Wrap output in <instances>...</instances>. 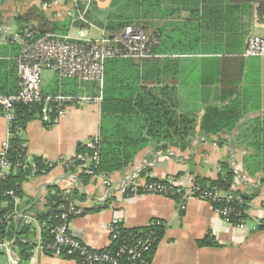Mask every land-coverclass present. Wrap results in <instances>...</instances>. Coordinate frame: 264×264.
<instances>
[{
	"label": "crops",
	"instance_id": "0c3cea01",
	"mask_svg": "<svg viewBox=\"0 0 264 264\" xmlns=\"http://www.w3.org/2000/svg\"><path fill=\"white\" fill-rule=\"evenodd\" d=\"M111 1L0 0L3 85L9 87L18 79L14 66L18 47L2 45L4 36L31 33L35 37L39 32L75 35L80 30L89 35L91 28L99 36L101 32L112 35L121 30L116 27L122 21ZM161 11L167 12V16L160 18ZM96 14L97 18L93 16ZM104 15L107 19L102 22ZM150 22V30L143 27L147 36L157 38L166 31L169 47L176 51L173 55L145 59L151 60L153 67L149 70L155 71L151 78H160L171 89L173 111L198 124L208 107L231 109L241 116L237 128L209 138L196 132L188 134L190 147L185 150H162L151 144L138 151L123 171L108 175L111 187L106 188L96 179L81 178L67 165L78 146L84 149L89 139L99 136L104 79L100 86L62 79L49 71L55 80L48 87H41L44 96H85L98 101L67 106L63 115L48 127L40 118H33L20 132L26 157L41 160L48 169L20 185L17 208L8 217L15 228L20 222L28 225L25 216L31 218L33 248L25 264H79L76 258L46 253L41 246L47 226L29 214L50 210V214L60 215L68 209L64 211L67 202L68 207L83 211L69 218L71 236L95 250L110 247L108 228L113 221L124 230H140L149 221L157 220L163 232L149 255L150 264H264V180H260L264 173L248 176L243 171L244 158L252 154L243 144L244 139L251 138L253 128L264 126V58L241 56L250 36L264 38V12L253 2L159 0ZM189 44L197 45V52H177ZM131 60L138 64L143 61ZM158 61L165 62V74L157 71ZM6 132L7 123L0 115V145ZM220 164H228L232 169L233 192L248 198L243 228L225 223L206 201L188 198L181 210L173 199L129 193L120 188L121 182L131 176H136L130 181L134 185L145 184L148 179L174 178L178 185L187 187L196 177L215 180L221 172ZM64 191L68 192L66 196L62 195ZM57 194L64 202L56 207L51 197ZM21 210L28 211L17 222L15 217ZM203 241L207 245H201ZM0 259H4L2 264H19L14 240L0 238Z\"/></svg>",
	"mask_w": 264,
	"mask_h": 264
},
{
	"label": "trees",
	"instance_id": "16d2710c",
	"mask_svg": "<svg viewBox=\"0 0 264 264\" xmlns=\"http://www.w3.org/2000/svg\"><path fill=\"white\" fill-rule=\"evenodd\" d=\"M233 1L238 3H256L259 11L264 12V0ZM111 6L117 7L120 14L118 17L122 21L121 24L117 25L116 29H122L129 25L144 27L142 26L144 23L140 18H149V14L151 15L152 11L158 8L159 0H112ZM165 16H167V12L161 11L160 18H164ZM189 30L190 32L192 31L191 29ZM39 34L42 35L44 33L39 32ZM40 35H35V38H38ZM190 36L189 34V39ZM195 37L197 38V36H194V39ZM175 52L173 48L169 47L166 31L165 33H160L157 36V45L153 49L152 54L169 56L175 54ZM177 52L181 54H193L197 52V45L191 46L189 44L186 49L178 50ZM152 67L151 60H143L138 64L131 59H112L105 63L104 88L101 103L102 123L99 132L101 153L98 171L100 173L110 175L114 172L123 171L138 151L151 144L156 147L160 146L162 150L167 149V147L185 150L190 147V142L187 141L188 134L193 135L196 132L202 138H209L224 133H231L237 128L241 116L231 109L208 107L198 124H195V121L189 120L187 117L177 115L172 109L174 108V102L172 100L171 89L160 78H151V75L155 72L154 70H149ZM157 69L160 74H165L167 70L165 62L158 61ZM18 84L19 80L16 79L9 87H5L0 75V93L4 92V95L14 94L18 90ZM41 110L42 104L15 106L14 111L17 118L14 126L16 129L22 132L28 121L33 118H40L41 120ZM50 125L45 124L47 127ZM19 136L20 134L10 144V158L13 162L18 163L19 167L14 168L11 174L4 177L1 182L0 238H5L7 241L14 240V245L18 249L19 264H25L33 248V245L30 243L32 236L30 229L33 227L32 224L25 225L23 222H20L17 228H15V224L8 221L11 212L17 207L5 193L13 190L16 197L19 196L20 185L23 182L32 176L39 175L42 169L45 171L48 169H46L47 167L44 166L41 160L37 158L28 159L26 157L25 152L19 149L21 145ZM163 141L165 143H161ZM243 144L246 148L252 150V154L243 160L244 173L248 176L264 173V126L259 129L253 128L251 138L248 139L246 137ZM81 150L83 148L78 146L76 152ZM30 162L35 164L36 172H32ZM220 170V175L215 180L196 177L194 183L205 191L217 189L224 193H231L234 198L238 196L241 200L240 203L235 199L229 203V206L235 210V214L239 215L235 216L231 214L229 216L230 224L237 226L241 220L244 221L246 218L245 204L248 198L240 192L235 193L231 190L233 172L230 166L228 164H220ZM80 177L90 179L88 177ZM260 180L264 179L261 178ZM155 181L158 180L148 179L146 183ZM58 194L51 197V201L56 204V207L64 202ZM137 194H140L139 191ZM170 199L179 200V197H172ZM223 205L225 204H212V208ZM29 214H32L36 221L47 226L42 234V240L44 242L43 245L50 244L52 237L49 234V228L58 222L57 216L59 214L53 213L48 216L41 213ZM140 230H125L124 236ZM162 232L163 228L161 225L160 236ZM117 245L118 243L112 249H115ZM201 245L207 244L203 241Z\"/></svg>",
	"mask_w": 264,
	"mask_h": 264
},
{
	"label": "built area",
	"instance_id": "2783aa9c",
	"mask_svg": "<svg viewBox=\"0 0 264 264\" xmlns=\"http://www.w3.org/2000/svg\"><path fill=\"white\" fill-rule=\"evenodd\" d=\"M84 22V21H83ZM86 23V22H85ZM1 44L17 46L18 54L14 64L19 80L18 90L14 94H0V115L7 123L5 139L0 145V192L1 182L9 176L19 164L10 158L11 142L20 134L14 123L16 121L15 106H28L42 104L41 122L50 125L56 122L71 104H88L98 101L89 97L70 96H44L41 92V74L43 71H52L62 79H76L83 83L103 84L104 66L112 59L145 60L154 57L153 49L157 45L156 37H148L144 28L136 25L123 27L118 33L108 35L101 32L97 39L88 38L85 31H77L75 35L44 34L35 38L31 33L6 35ZM243 58H264V38L250 36L241 55ZM19 149L25 152V145L21 143ZM101 142L99 136L88 140L85 148L76 152L67 161V165L74 168L79 175L96 179L106 188L111 187L108 175L98 171L100 165ZM50 164L49 167H52ZM32 172H36L35 164L30 162ZM42 169L40 174H44ZM136 176L125 178L120 188L129 193L143 195H159L167 198L179 197L178 206L184 209V201L196 198L212 204H225L213 208L215 213L230 224V215L235 210L229 206L234 199L240 203L238 196L224 193L217 189L205 191L199 185L191 183L187 187L180 186L175 179L164 178L155 182L134 185L130 183ZM233 190V188H231ZM68 192H63L66 196ZM15 204L16 195L13 190L5 193ZM82 209L68 207L58 217V222L49 228L52 237L50 244L41 248L51 255L59 258H76L80 264H150L149 255L160 239L161 223L151 220L140 231L131 232L124 236L125 230L113 221L109 228L110 247L105 250H95L75 239L70 233L69 218L79 216ZM17 214H12L15 216ZM25 223L29 224L31 218L25 216ZM244 227V221L237 225ZM118 243L115 249L112 247Z\"/></svg>",
	"mask_w": 264,
	"mask_h": 264
},
{
	"label": "rangeland",
	"instance_id": "374dc122",
	"mask_svg": "<svg viewBox=\"0 0 264 264\" xmlns=\"http://www.w3.org/2000/svg\"><path fill=\"white\" fill-rule=\"evenodd\" d=\"M151 15H152V13H151ZM151 15L149 14V18L151 17ZM93 16L97 18V14L93 15ZM107 16L110 17L109 15H107ZM149 18L148 17H143L142 19L140 18V20H142V22L144 23V24H142V26L147 27L148 30H150V26H151L150 25L151 22H150ZM106 19H107L106 15H104L102 18H100V20L102 22ZM88 33H89L88 38H90V39H97L99 37V33L97 32V30H95L93 28L89 29ZM54 80H55V76L52 72H49V71L44 72L43 71V73L41 74V79H40L41 87L42 88L48 87ZM172 179H174V178H172ZM192 183H194V182H192ZM3 262H4V259H0V264H2Z\"/></svg>",
	"mask_w": 264,
	"mask_h": 264
},
{
	"label": "water",
	"instance_id": "95a60500",
	"mask_svg": "<svg viewBox=\"0 0 264 264\" xmlns=\"http://www.w3.org/2000/svg\"><path fill=\"white\" fill-rule=\"evenodd\" d=\"M68 202L67 203H65V209H64V211L68 208ZM28 210H21L19 213H18V215L15 217V219H16V221L17 222H19L20 220H21V218H22V216L27 212ZM51 213V211L50 210H48L46 213H42V214H44V215H46V214H50ZM12 219V217L10 218V220Z\"/></svg>",
	"mask_w": 264,
	"mask_h": 264
}]
</instances>
